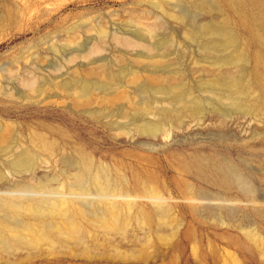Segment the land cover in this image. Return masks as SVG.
Instances as JSON below:
<instances>
[{
	"label": "rangeland",
	"instance_id": "rangeland-1",
	"mask_svg": "<svg viewBox=\"0 0 264 264\" xmlns=\"http://www.w3.org/2000/svg\"><path fill=\"white\" fill-rule=\"evenodd\" d=\"M139 53L167 54L150 70L178 71V89L163 96L138 85L126 90L131 103L73 105L78 88L97 93L87 68L128 75L148 64ZM237 56L235 88L201 70ZM148 96L168 100H152L148 114L139 107ZM0 135V204L70 205L65 219L1 209L0 264H264V0H0ZM95 172L115 180L118 199L101 197ZM125 189L130 201L120 199ZM98 202L117 205L125 238L88 217ZM161 212L168 227L158 226ZM68 220L80 241L56 239ZM35 226L49 240L21 248L14 240L32 239ZM2 242L20 248L6 254Z\"/></svg>",
	"mask_w": 264,
	"mask_h": 264
},
{
	"label": "bare ground",
	"instance_id": "bare-ground-1",
	"mask_svg": "<svg viewBox=\"0 0 264 264\" xmlns=\"http://www.w3.org/2000/svg\"><path fill=\"white\" fill-rule=\"evenodd\" d=\"M254 22L255 21H253V23L251 24L252 26H255L256 25ZM148 29L149 28H147V30ZM151 29L152 28H150V30ZM150 30L147 31V34H148L147 36L152 37V33H151ZM144 32H146V31H144ZM215 32H216V35H218V36H223L225 38L232 39L231 34L227 33L222 28H217V30ZM193 34L194 33L191 30L187 32V35H189V36H192ZM144 35H145V33H144ZM101 37H103V32L102 31L99 34V38H101ZM139 37H141V36L139 35ZM142 38H143V40L145 39L144 37H142ZM123 43H124L125 46H139V47L143 48V50L146 51V52H148L150 50V45H148L146 43H142L139 40H134V39H129V38H123ZM87 52H91V50H89ZM136 56H137L136 61L137 60H140L139 59L140 57L147 58L148 64L145 67L143 66L144 65L143 64L142 66L144 68H142L140 70H131L128 73V75H125L124 74V75L121 76L120 74H117V73L113 72V70L107 64L100 65L101 67H100V70L99 71H96L95 69H93L91 67L87 68V71H86V74L85 75H87L90 78L91 77L92 78H95L94 79L95 80V85H97V87H95V89L97 90V93L94 94V95L91 94L90 93V89L88 90V88H86V86H85L86 84L84 85L85 87L78 88L79 89V90L77 89L78 91L76 89H74L73 92L76 90L75 93L71 94L70 92H72V91L68 92L72 96V103H73V105L74 106H79L80 108L81 107L82 108H84V107L85 108L86 107L88 108L92 104L93 100L96 101V102H99V103H104V104H107V105L108 104H112L113 105L114 103H116L118 101L119 102L122 101V100L125 101L126 99L129 100L128 99L129 98L128 97V93H130V92L127 93V91H128L127 89H129L132 92V90L136 86H138V85H146V86H149L152 91H154V92L156 91L158 93H161V94H163V96H164V94L166 96L167 93H171V92H173V90H175V89L177 90L178 89V86H177L178 84H175V82L179 81L178 78L181 77L180 76V73L178 71H174V72L173 71H171V72L159 71L158 72L156 70H150V69H153L155 67L154 65L160 64V63H162V61L164 62L165 59L167 61L168 60L167 59L168 58V55L167 54L166 55H149V54L147 55V54L139 53V54H136ZM139 62L140 61H138L137 64H139ZM242 62H243V58H241L240 56H237L235 58H231L229 60V63H227V64L208 63V66H206V67L203 66V65H201L202 66L201 67L202 68L201 70L204 69L203 71H205L206 73H212L214 75V78L213 77L212 78L214 79L213 81L215 82L216 85L219 83V81H221V79L222 80L223 79H227V81H228V79H231L232 82H233V85H231V86H233V88H235L237 85H239V81L234 78V75H235V73L238 70L239 71L242 70V67H241ZM98 69L99 68H97V70ZM242 71H241V73H242ZM104 80H106V83L105 82L103 83ZM24 86L25 87L28 86V88H29L28 90H30V91L33 90L32 89V88H34L33 81H27L26 82V85H24ZM179 86H181V85H179ZM52 87L55 88V86H52ZM67 91H69V90L67 89ZM137 92H136V95H138ZM133 95H134V93H133ZM152 100L154 102L157 101V103L158 102H165V101L168 100V97L156 98L155 96H150V97L148 96V98H144V101L143 102L141 101L142 103H139V105H141L139 107H142L144 110H147L148 114H151V111L150 110L152 108ZM129 102H130V100L128 101V103ZM164 105L168 106L169 104H165L164 103L163 106ZM187 112L188 113H192L193 112V107H189V109H187ZM3 135H6V134L3 133ZM3 135L2 136L0 135V140L3 139V141H4V139L6 137L4 136L5 137L4 138ZM168 137H169L168 134L167 135H164L162 140H165L166 141V139H169ZM89 173H91V172H89ZM78 177H79V174H78ZM85 177H83V178L82 177H79V178H81L80 180L81 181L83 180L82 182H84V180H85L84 178ZM88 178H90V177H88ZM91 180H92V182H93V184H94V186L96 188V191H98L101 194V197L104 196L102 194H104L105 192H107L108 194L105 193L106 196L104 198L110 199L111 201H114V200H116V199L119 198V196H118V194H119V188L117 187V184H116L115 180L112 179L110 176H108L106 174H103V172L102 173L95 172L94 174L91 175ZM81 181H79V183ZM242 182L244 184V188H247V189H249L248 191H250L251 186H250L249 182L247 180H244V179H242ZM76 183H78V181H76ZM240 183H241V181H240ZM82 187H83L82 185H79L78 186V188L80 190H83L84 189L83 191H85V189H86L85 187L86 186L83 187V188ZM151 190H152L151 192H153V189H151ZM108 191H110L111 194H109ZM152 195H153V193H152ZM107 196H109V197H107ZM121 196H122V198H120V199H123L124 201H130V199H131L130 195L128 194V190H126V189H125V191L122 192ZM197 199H198V197H197ZM149 200H151V199H149ZM153 200H156V199H153ZM84 203H85V201H84ZM97 204L98 205H97V208L95 207L96 208L95 211L92 214H90L88 217L92 221L94 220V223H97L98 225L102 226V228L106 231V234H108L110 236L119 235L121 238H125L127 236V234H128V231L126 229V225L124 223H122V221L119 218L118 209L116 208L117 205L112 202V203H109L108 204V209H103L102 210V208L100 207V203L98 202ZM69 206H70L69 205V201L68 202H66V201H41L39 203H34L33 201H27V202H20V201L19 202L2 201V204H0V210L2 209V212L4 210L5 211L8 210L9 213L15 214V215L25 214L24 216H26V215L29 214V216L31 215L33 217L34 216H39V215L48 216L47 214H50V215H53V214H56L57 215L58 214V215H62L63 216V219H65L66 212L69 211ZM70 208H72V207H70ZM88 208H86V209L88 210ZM103 208H104V206H103ZM165 212H161V214L158 215V218H159L158 226L161 227V228L162 227L164 228V227H168L169 226V218L170 217H168V215L165 214ZM122 214H123V210H122ZM126 215H127V213H126ZM1 216H0V219L2 220ZM123 217H124V215H123ZM44 218H46V217H44ZM53 219L54 218H52V220ZM2 221L4 222V220H2ZM68 222H69V224H68ZM66 223H67V225L69 227H66V225H64V224H61V227H57V226L55 227V229H56V233L55 234H56L57 237L56 236H54V237H56V239H58V237L62 238V236H64V237H71L75 241H80L81 230H80L79 226L77 224H75L71 220H68ZM0 225H1V223H0ZM10 226H12V225H10ZM95 226H97V225H95ZM4 227H5V225H4ZM16 227H18V226H16ZM32 227H33L32 224L23 223L22 229L25 230V231H27V232H29V233H33V230L34 229H32ZM6 228H8V227H6ZM14 229H16V228H14ZM38 229H40V226L35 228V235H33L32 236V239L30 238V240H28V241H25L24 240L25 242H23V240H21L22 238L17 237L14 241H16V243H18V244H22L23 247H21V248L27 249V248H32L33 246H35L36 244H38L42 240H49V237L46 234L47 232L45 233L43 230L42 231L41 230L37 231ZM17 232H19V231L17 230ZM23 232H22V234H23ZM59 242H61V240L58 241V243ZM65 242H66V240H65ZM48 243L51 246L53 244L52 241H50ZM19 248H20V246H17V244L10 245L7 242H2V248H1V250L4 253H6V254H13V253L17 252L19 250Z\"/></svg>",
	"mask_w": 264,
	"mask_h": 264
}]
</instances>
